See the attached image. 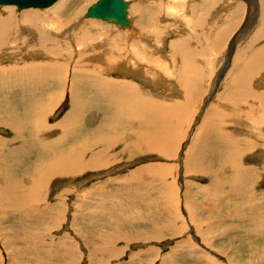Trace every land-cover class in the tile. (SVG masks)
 I'll return each mask as SVG.
<instances>
[{
	"label": "rangeland",
	"instance_id": "obj_1",
	"mask_svg": "<svg viewBox=\"0 0 264 264\" xmlns=\"http://www.w3.org/2000/svg\"><path fill=\"white\" fill-rule=\"evenodd\" d=\"M94 1L79 0L78 7L70 10L64 16L73 18L82 10L78 17L79 20L78 18L76 19V23H79L78 27L81 26L83 21L93 20L97 22V27H92L93 22L90 24L92 25L90 30L93 33L100 32L99 36L98 38L95 36L87 39V46L106 43L109 52L115 47V51H112L117 56L119 50L121 48L124 49L128 45V41L125 39L127 38V33L143 30L140 32V34L142 33L141 35L145 38H152L151 42L156 47L155 50H150L144 40L137 41V44L134 42L138 49L136 50L135 58L131 55L124 56L127 59L134 58L132 60H139L147 71L145 84L141 82L140 78L133 75H122H127V78L135 77L137 79L136 82L139 84V88L136 94L138 96L148 98L151 101L166 102L171 105H177L178 103H183L184 105L186 100H188L186 92L183 91L186 83L182 84L183 81H181L178 74L182 66L186 62L191 61L194 63L195 68L198 69L197 71H191L192 75H199L200 72H204L206 76L204 75L205 77L202 79L203 84L194 89L196 91L195 99L192 98V103L187 104L188 108L185 105L186 113L179 122L182 133L178 150L172 158L167 159V157L152 151L144 154L139 153L138 155L122 154L121 152L119 153L121 147L118 144L119 147L118 145L114 146L112 151L106 155V159H108V164L106 165L87 169L74 176H49L47 178L48 182L44 184L45 186H38L39 190L35 193L34 199L30 198L29 202L25 201V204L19 207L20 210L19 208L14 210L4 202L2 203L3 200L0 201V264H67L69 262L70 264H129L132 259H137L139 253L140 255H147V258L146 256L141 258L144 262L139 264H149V262H152L151 264H159V258L169 254L170 248L180 240L182 241L181 243H189L190 253L173 257V264H200L202 261L205 262L204 264H264V152L261 153V150L264 149V120L262 119L264 117V109H261L262 105H260L263 103L258 102L260 103L258 105L257 101L251 100L248 102V107L245 104L232 107L226 100H222L221 103L215 104L216 117L220 115L217 118L225 122L224 125H218V127L226 129L225 134L228 133L226 137L231 139V133H233L234 138H237L238 146L242 142L241 147H244L245 138H248V146L250 148L247 151H242V153L237 152L239 155L235 154L237 156L236 160L240 162L242 167L241 175L244 177L237 178L230 169L217 173L215 170L218 166L215 164L213 166L210 165L209 168H211L213 174L211 176L216 179L215 175H217L218 180L216 183H219L212 186V180L207 173L209 171L208 168L204 173L189 172V174L184 172L183 167L184 157H186V153L193 144L196 126L203 116L204 119L208 117L205 112L209 104L214 101L215 97H218L217 95L223 92L224 88L222 87L225 85L224 81L222 83L223 75L227 73L230 67V64L226 68L223 67L224 62L221 59L215 60L214 51L204 55L203 47L206 44L205 46L209 48V41L204 42L203 37L206 35L199 36L196 31L198 27L192 26V23L196 18H208L214 7H216L214 9L216 15H224L228 10L217 8V6L222 4V0L215 2L212 6L207 4V2L210 3L209 0H203V3H197V0H130L133 3H130L131 6L129 5L128 12L130 19L133 20L132 23H134V29L130 30L120 29L122 27L118 24L105 20L93 17H87L89 19H86L83 15L85 9ZM236 1L238 0H233L234 3ZM239 1L243 4L245 3V0ZM4 5L7 4L0 3V10L4 8ZM13 6L16 11L26 8ZM49 6L34 8L40 10V13L43 14L50 12ZM145 6L153 7L156 12L155 22L152 21L156 27L153 28L151 33L148 30L151 36H148L146 29L138 24L142 20L139 8H145ZM188 6L191 11H188ZM245 7V14L242 15L243 20L245 18L244 15H248V5ZM259 10V0H256L254 12L259 13ZM249 16L252 17L253 14ZM224 17L226 19L224 15L222 20H225ZM222 20L219 19L218 21L223 23ZM244 22H246V19ZM200 23L202 22L200 21ZM205 23L206 20H204L203 24ZM190 31H193L194 36ZM110 37H115L118 40L116 42L110 41ZM172 40L177 44L182 43L184 45L182 48L184 51L183 55H178L176 53L177 49L170 46ZM82 45H77L78 49L76 50L73 48V42L63 46V48L71 46L74 51L72 57L68 52L66 59L64 56L61 60L63 64L61 78L57 75L55 78L46 77L44 79L45 84H48V82L56 84L52 91L50 86H48L49 89L45 87L47 92H52V96H55L53 100V104H55L54 113L51 116L49 115L51 124L57 122L69 108L72 69L79 67L82 63H92L93 65L98 63L94 60L89 62L86 59L88 55H95L98 52L96 47H94L93 51L87 50L84 58L80 60L81 53H85V51L81 50L83 49ZM117 45H119V49ZM234 46L236 45L234 44ZM16 54L20 55L22 52H17ZM207 56L209 59H206ZM147 60L149 63H147ZM12 62H16V65L21 66L26 60L16 61L13 59L12 61L7 60L6 63ZM150 63L152 67L146 65ZM131 66L134 67V65ZM213 69L214 72L212 73ZM221 71L223 72L222 76L217 74H220ZM141 73L139 72L140 75H143ZM263 79L264 72L261 73L260 78L257 80V83L261 85L259 88H264ZM8 81L11 87L0 89L3 90L0 93V121L6 116L10 119L9 113L18 111L22 106V102L17 99V97L24 96V88L18 86L22 85L20 79L12 78ZM45 89L40 92L41 94L39 93L40 96L45 94ZM7 93H11V95H7ZM80 94L83 96L88 95L84 88L80 90ZM5 96L11 97V101H3L1 97ZM219 107H221V114H225L223 119L221 118L223 115L218 114L220 113V109H217ZM89 115L84 117V125L86 127H88L87 120ZM239 115L241 117L239 119H245L248 116V125L242 124V121L237 119ZM217 118H213V120H217ZM262 120L263 122H261ZM1 125L0 123V128H2L0 129V137L13 138V130L6 127L7 125L4 128ZM79 133L76 132V135L80 136ZM243 138L244 140H242ZM19 143L20 141L15 140L7 145H9V148H14ZM102 143L105 144L106 142ZM213 155L217 158L216 152ZM36 156V153L25 154L19 152L18 158H16L18 163L14 161L16 168L12 171L20 179H23V184H29L32 179L31 176L35 174L31 167H27L25 170L23 168L27 164L32 165V161ZM11 157L6 156L0 159V172H2L6 160H9V163L13 161ZM209 158L212 159L210 156ZM189 159L191 160V158ZM206 162H210V160L206 159ZM144 165H147L145 167L158 165L160 168L162 166L165 167L166 176L163 181L166 188H164V192L167 191L168 197H165L166 199L164 198L163 201H158V203L155 201L153 203L154 201H149V197L141 201L138 198L141 192H133L136 184L139 181H145L146 178L144 175L142 178L132 177L129 173L144 167ZM248 173L249 176L247 175ZM145 175L151 179V175ZM1 177L2 175H0V183L2 184ZM123 180L125 181L121 182ZM159 183L160 181L155 179V186L159 187ZM152 193L154 195V192ZM158 195L156 194L155 197L159 198L157 197ZM167 219L170 226L178 228L182 232L177 231L180 233L173 236L164 233L165 236L159 239L160 242L156 239L148 240L147 242L138 240L127 242L123 239H118L112 244L113 247L116 246L119 249L114 254L107 251L97 252L95 248V244L98 243V238H100L98 235L103 234L104 230L109 229L108 231L110 232H124L126 234L143 231L151 233L153 232L151 229L156 231L157 228H161ZM106 223H110V226L107 227ZM89 225L91 229L94 226L96 229H89ZM212 225L218 230L213 229ZM198 227L206 231L198 234L199 230L197 231L196 229ZM223 229L227 231H222ZM59 240L62 244H59ZM149 247L157 249L158 253L150 256L147 254L150 251L147 249ZM193 248L197 250L196 256H194L195 253L192 254ZM220 249L221 251H219ZM145 250L147 251L145 252Z\"/></svg>",
	"mask_w": 264,
	"mask_h": 264
},
{
	"label": "bare ground",
	"instance_id": "obj_2",
	"mask_svg": "<svg viewBox=\"0 0 264 264\" xmlns=\"http://www.w3.org/2000/svg\"><path fill=\"white\" fill-rule=\"evenodd\" d=\"M54 1L56 2L48 7L50 12H45L43 14L34 7H26L16 11L14 6L9 4L4 5V8L0 10V89L3 87H11L8 80L12 78H19L22 85L18 86L24 88V96L17 97V99L22 102V106L18 111L9 113L10 119L6 116L0 121L3 128L7 125L6 127L12 129L14 134L13 138L0 137V148L2 150L0 159L6 156H12L11 158L13 160L9 163V160L5 159L4 168H2V172H0V175H2V184L0 183V201L3 200L2 203L4 202L14 210L24 205L25 201L29 202L31 200L30 198L34 199L35 193L39 190L38 186H45L44 184L48 182L47 178H49V176H74L87 169L108 164L106 155L118 144L121 147L119 153L121 152L122 154L128 153L129 155H138L139 153L144 154L152 151L167 157V159L175 156L182 133L179 123L180 119L186 113V107L188 108L187 104L192 103V98L195 99L196 91H194V89L203 84L202 79L206 76L204 72H200L199 75H192L193 73H191V71H197L198 69L195 68L194 63L191 61L186 62V64L182 66L178 74L180 75L181 81H183L182 84L186 83L183 91L186 92L188 100H186V104L184 105L183 103H178L179 105H176L174 101L173 103L175 105H171L166 102L151 101L148 98L140 97L136 94L139 84L136 82L137 79L135 77L140 78L141 82L145 84L147 71L139 60H132L136 56V50H138L134 42L137 44V41L144 40L150 50H155L156 47L151 42L152 38H145L141 35L142 33L140 34V32L143 30L140 32L132 31L127 33V38L125 39L128 41V45H126L124 49L121 48L119 54H116L117 56L113 54L115 47L112 49L113 51L111 50L109 52L106 43L87 46V39H91V37L95 36L98 38L99 36L100 32L93 33L90 30L92 26L90 24L93 22L92 27H97V22L93 20L83 21L81 26L78 27L79 23H76V19L79 17L82 10L73 18L64 16H66L70 10L78 7L79 0ZM125 1H128L126 10L129 24L127 26H121L122 28L120 29L130 30L134 29V23H132L133 20L129 17L128 8L131 6L130 3L133 2H130V0ZM209 1L210 3L207 2V4L212 6V4L215 2L217 3L219 0ZM201 2L203 3L204 1L197 0V3ZM245 3L248 5V15L253 14L252 17L244 15V20L246 19L247 23L244 22L242 16L245 14L246 10ZM245 3L243 4L239 0L236 1V3H234L233 0H222V4L217 6V8H224L225 11L228 10L224 14L226 16V19L224 17L225 20H222L224 15L218 16L215 14L214 9L216 7H214L208 18H196L192 23V26L198 27L196 31L199 36L203 34L207 36H205L206 38L203 37L204 42L209 41V48L206 47V44L204 45L203 42L204 55H208L214 51L215 60L221 59V61L224 62L223 67L226 68V66L230 64L226 74L223 75L222 71L220 74L216 72L220 76L223 75L222 83L223 81L225 83L222 87L224 88L222 90L223 92L217 95L219 98L215 97L214 101L209 104L205 112L208 117L204 119L203 116L202 120L196 126V134L192 141V147L188 150L183 160L185 173H204L208 168L209 171L207 173L212 180V186L217 184L216 181L218 180V176L215 175L217 177L216 179H214L215 177L212 178L211 175L213 174L211 168H209L210 165L213 166L215 164L218 166L215 170L217 173L230 169V171L235 173L237 178H242L244 177L241 175L242 167L240 162L236 160L237 156L235 154L239 152L242 153V151H247L248 148H250V146H248V138L244 137V147H241L242 142L240 141V146H238L236 142L237 138H234L233 133L230 132L231 139L227 138L226 136L228 133L225 134L226 129L218 127V125H224L225 122L217 118L218 116L220 117V115L216 117L215 113H217V110H215V104L221 103L222 100H226L232 107H237L239 104H245L248 107V102L251 100L264 104V88H259L261 85L257 83L261 73L264 72V0H259V13L254 12L256 0H245ZM147 6H145V8H139L142 20L140 19L141 21L138 24L146 29L148 36H151V31L156 27L155 23H152V21L155 22L154 18L156 12L153 7ZM188 11H191L189 10V6ZM85 18L89 19L87 17ZM219 19H221L223 23H221V21L219 22ZM204 20H206L205 24H203ZM200 21L202 23H200ZM201 27L204 28L199 29ZM190 33L194 36L193 31H190ZM109 40L116 42L118 39L110 37ZM70 42L74 43L73 48L75 50L78 49L77 45L83 44V49L81 50L85 51V53H81L80 60L84 58L87 50L93 51L94 47H96L98 52L95 53V55H88L86 59L89 62L94 60L98 63L95 65L92 63H82L79 67H74L72 69V79L70 80V86L71 84L72 86L68 103L69 108L57 122L51 124L49 117L54 113L55 104H53V100L55 96H52V92H47L45 87L48 88V86H50L52 91L56 84L54 82L45 84L44 79H46V77L55 78L57 75L61 78V72L63 71L61 60L64 56L66 59L68 52L72 57L74 51L71 46L63 48V46H67ZM234 44L236 46H234ZM170 46L177 49L176 53L178 55L184 54L182 49L184 45H182V43L177 44L172 40ZM117 47L119 49V45H117ZM17 52H22V54L17 55ZM63 53L65 54L63 55ZM126 55H131L134 58L127 59L124 57ZM13 59L16 61L26 60V62L21 66L16 65V62L6 63L7 60L12 61ZM206 59H209L208 56ZM147 63H149L148 60ZM131 65H134L135 70ZM146 65L152 67L151 63ZM139 72H142L141 74L143 75H140ZM213 72L214 69L212 70V73ZM124 74L133 75L135 77L127 78V75L122 76ZM262 82H264V79ZM83 88L87 91L88 95L86 94L83 96L80 94V90ZM44 89L45 94L42 93L44 95L40 96L39 93ZM2 92L3 90H0V93ZM7 95H11V93H7ZM1 98L5 102L11 101L12 99L6 96ZM260 103H258V105ZM263 104L260 105L263 106ZM262 106L261 109H264V106ZM220 108L221 107L217 109L219 110ZM255 108H257V106H255ZM88 114L90 115L87 120L88 127H86L84 125V117H87ZM218 114H221V109ZM221 115H223V113ZM224 115L221 117L222 119ZM239 117L240 115L237 119L241 120L242 124L248 125V116L245 119H239ZM213 118H217V120H213ZM262 119L264 120V117ZM263 120L261 122H263ZM76 132H81L79 133L80 136L76 135ZM244 138L242 140H244ZM15 140L20 141L19 145L14 148H9L7 144ZM102 142L106 143L104 144ZM3 149L6 151H3ZM19 152L37 154L32 161V165L27 164L23 168L25 170L27 167H31L35 172L34 176H31L32 179L29 184H23V179H20V177L12 171L16 168V163H18V159L16 158H18ZM215 152L217 153V158L213 155ZM262 152H264V149L261 150V153ZM209 156L212 159H210ZM189 158H191V160ZM206 159L210 160V162L205 163ZM145 166L147 165L129 173L132 177L142 178L144 175L146 178L145 181H139L136 184L133 192H141V195L138 197L141 201L148 197L149 201H154L153 203H155V201H157V203L158 201H163L165 197H168L167 191L164 192V188H166L163 181V178L166 176L165 167L162 165L161 168L159 165L153 167ZM249 173L247 174L248 176ZM145 174L151 175V179ZM155 179L160 181L159 187L155 186ZM124 181L125 180L121 182ZM144 188L146 190H141ZM152 192H154V195ZM156 194H159L157 196L159 198L155 197ZM169 215L171 216V214ZM106 224L107 227L110 226V223ZM212 228L216 229L213 225ZM89 229H91L90 225ZM95 229L96 227L94 226L91 230ZM196 229L197 231L199 230L197 232L198 234L206 231L200 227ZM108 230H104L103 234L98 235L100 238H98V243L95 244L97 252L107 251L114 254L119 249L116 246L113 247L112 244L118 239H123L127 242L132 240H134V242L136 240L147 242L152 239L159 241L161 237L165 236L164 233L173 236L182 232V230L170 226L168 219L163 223L161 228H157L156 231L151 229L153 231L151 233H145L143 231L126 234L124 232L116 233ZM222 231L227 230L223 229ZM181 242V240L177 241L176 245L170 248L169 254L160 257L159 264H173V257L189 254V243ZM59 244H62V242ZM147 249L150 250L147 252L150 256L151 254L154 256L158 253V250L153 247ZM65 250H67V248H65ZM146 251L147 250H145V252ZM219 251H221V249ZM28 253L30 254V251ZM193 253H195L194 256H196L197 250L194 248L192 249V254ZM145 256L147 258V255H140L139 253L137 259H132L129 264L143 263L144 261H142L141 258ZM151 263L152 262H149V264ZM204 263L205 262L202 261L200 264ZM67 264H70V262Z\"/></svg>",
	"mask_w": 264,
	"mask_h": 264
},
{
	"label": "water",
	"instance_id": "obj_3",
	"mask_svg": "<svg viewBox=\"0 0 264 264\" xmlns=\"http://www.w3.org/2000/svg\"><path fill=\"white\" fill-rule=\"evenodd\" d=\"M54 0H0L1 4H13L22 7H39L49 6ZM128 1L125 0H95L89 4L84 12L85 17H93L107 22H113L120 26H127Z\"/></svg>",
	"mask_w": 264,
	"mask_h": 264
}]
</instances>
